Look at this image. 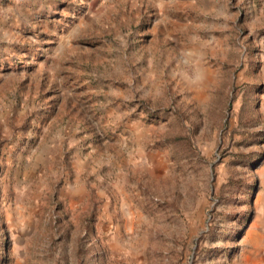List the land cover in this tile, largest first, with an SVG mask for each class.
I'll return each mask as SVG.
<instances>
[{"label": "rangeland", "instance_id": "obj_1", "mask_svg": "<svg viewBox=\"0 0 264 264\" xmlns=\"http://www.w3.org/2000/svg\"><path fill=\"white\" fill-rule=\"evenodd\" d=\"M0 264H264V0H0Z\"/></svg>", "mask_w": 264, "mask_h": 264}]
</instances>
